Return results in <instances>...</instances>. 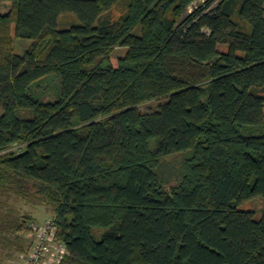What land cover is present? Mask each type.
<instances>
[{"label": "trees", "instance_id": "16d2710c", "mask_svg": "<svg viewBox=\"0 0 264 264\" xmlns=\"http://www.w3.org/2000/svg\"><path fill=\"white\" fill-rule=\"evenodd\" d=\"M0 108V195L52 205L62 264H264L239 208L264 199V0H12Z\"/></svg>", "mask_w": 264, "mask_h": 264}, {"label": "rangeland", "instance_id": "374dc122", "mask_svg": "<svg viewBox=\"0 0 264 264\" xmlns=\"http://www.w3.org/2000/svg\"><path fill=\"white\" fill-rule=\"evenodd\" d=\"M195 4L196 3H194V5ZM11 10L12 0H0V13H8ZM72 21H74V17L72 15L62 14L59 18V25L67 26ZM10 34L13 39V49L15 53L23 55L26 49L28 48L29 44L31 43V40L22 39L14 36V21L10 26ZM217 48L223 51L227 49V45L218 44ZM124 51V48L117 47L114 50V55H122ZM164 101L165 98L150 100L138 105V109L141 112L153 111ZM239 208L244 210H252L254 213V217L258 218L262 214L264 208V199L261 196H256L249 200L243 201L241 204H239ZM26 216H29L30 219H26ZM52 217V205L47 204L45 202H41L40 200L34 197L31 198L30 201H25L13 194L8 196L0 195V222L3 221L4 223H7L13 220L14 218L19 220L25 218V222L27 224L26 231L19 233L20 239L17 243L13 244L10 242L5 243L0 241V264H21V254L24 255L31 244V239L28 235L29 222L35 221L41 223ZM1 227L2 226H0V230ZM9 231H11V233L7 234V238H10L12 240L13 236L15 235V232L12 228H9Z\"/></svg>", "mask_w": 264, "mask_h": 264}, {"label": "built area", "instance_id": "2783aa9c", "mask_svg": "<svg viewBox=\"0 0 264 264\" xmlns=\"http://www.w3.org/2000/svg\"><path fill=\"white\" fill-rule=\"evenodd\" d=\"M28 228L31 244L26 253L21 254V264H62L68 251L64 242L57 238L53 221H30Z\"/></svg>", "mask_w": 264, "mask_h": 264}]
</instances>
